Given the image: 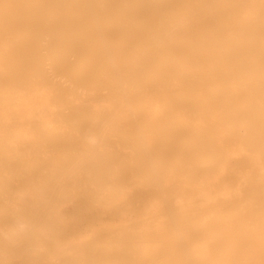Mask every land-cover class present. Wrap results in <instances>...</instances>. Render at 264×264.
<instances>
[{"label": "bare ground", "instance_id": "1", "mask_svg": "<svg viewBox=\"0 0 264 264\" xmlns=\"http://www.w3.org/2000/svg\"><path fill=\"white\" fill-rule=\"evenodd\" d=\"M0 264H264V0H0Z\"/></svg>", "mask_w": 264, "mask_h": 264}]
</instances>
